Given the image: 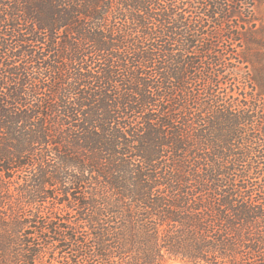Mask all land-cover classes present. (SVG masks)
<instances>
[{
    "label": "trees",
    "instance_id": "16d2710c",
    "mask_svg": "<svg viewBox=\"0 0 264 264\" xmlns=\"http://www.w3.org/2000/svg\"><path fill=\"white\" fill-rule=\"evenodd\" d=\"M255 2L0 0V264H264Z\"/></svg>",
    "mask_w": 264,
    "mask_h": 264
},
{
    "label": "rangeland",
    "instance_id": "374dc122",
    "mask_svg": "<svg viewBox=\"0 0 264 264\" xmlns=\"http://www.w3.org/2000/svg\"><path fill=\"white\" fill-rule=\"evenodd\" d=\"M243 12L245 13L243 18H235L233 21V25H240V31L242 32H250L251 34V42H250V48L252 49V57L253 55L257 54L256 51L263 52L264 47L262 45H257L253 42H260L261 40L264 41V0H256L254 9L248 10L247 8H242ZM243 20H246L247 22H251L250 24H245ZM253 38V39H252ZM218 43L219 49L221 52H225L224 48L226 46H231V41L227 40L226 38H222L220 41L216 40ZM244 50V47L241 48L236 45L234 51L236 53H240ZM255 56L253 57V59ZM264 60V59H263ZM238 72L240 77L244 79L245 77H248V68H246L244 65H240L238 68Z\"/></svg>",
    "mask_w": 264,
    "mask_h": 264
}]
</instances>
